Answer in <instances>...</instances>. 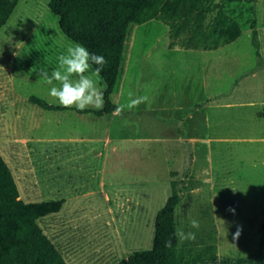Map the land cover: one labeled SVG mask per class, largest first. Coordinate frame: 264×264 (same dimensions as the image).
I'll list each match as a JSON object with an SVG mask.
<instances>
[{"label":"rangeland","instance_id":"obj_1","mask_svg":"<svg viewBox=\"0 0 264 264\" xmlns=\"http://www.w3.org/2000/svg\"><path fill=\"white\" fill-rule=\"evenodd\" d=\"M50 2L20 0L0 29V152L21 199L39 204L61 197L51 179L62 139H100L110 125L112 139L125 142L120 154L97 161L106 168L107 194H87L91 182L83 168L79 175L60 171L56 184H73L65 193L84 191L67 197L70 210L56 226L57 242L69 243L70 263L117 264L151 249L157 214L174 190L182 197L177 228L196 232L194 241L179 243L181 256L201 264L212 255L258 252L264 244V0H214L208 23L222 10L241 27L236 40L215 50L171 48L170 26L159 20L132 24L113 93L124 115L99 119L46 110L30 100L61 106L48 94L59 84H47L36 70L45 59L58 67L57 57L75 43L61 31ZM253 5L260 51L250 28ZM95 79L104 93L103 79ZM129 92L148 101L128 109ZM189 216L199 220L198 230L189 229ZM44 224L39 221L51 238Z\"/></svg>","mask_w":264,"mask_h":264},{"label":"trees","instance_id":"obj_2","mask_svg":"<svg viewBox=\"0 0 264 264\" xmlns=\"http://www.w3.org/2000/svg\"><path fill=\"white\" fill-rule=\"evenodd\" d=\"M255 3V0H228ZM20 0H0V29L11 19ZM50 10L60 19L61 31L73 42L80 43L89 53L102 55L100 77L105 83L102 109L77 110L51 104L37 96L31 101L50 111L75 110L105 116L115 112L113 100L123 69L132 24L159 20L170 26L171 48L181 45L186 49L215 50L236 40L241 34L239 23L220 10L212 24L209 16L214 11V0H51ZM253 42L260 51L257 9L252 7ZM95 67V66H93ZM182 197L178 190L169 196L156 217L153 247L134 252L117 264H200L184 258L179 252L175 236L176 210ZM61 203L48 201L27 204L21 199L15 176L0 152V264H68L63 254L39 225L38 220L60 210ZM171 238L172 247L165 241ZM264 264V244L258 252L245 257H217L201 264Z\"/></svg>","mask_w":264,"mask_h":264},{"label":"clouds","instance_id":"obj_3","mask_svg":"<svg viewBox=\"0 0 264 264\" xmlns=\"http://www.w3.org/2000/svg\"><path fill=\"white\" fill-rule=\"evenodd\" d=\"M57 60L58 67L50 68L45 59L36 70L39 79H43L47 84L53 85L54 82L59 84V87L52 86L49 89V96L64 108L75 107L79 111H83L87 107L102 109L104 106V93L97 86L98 82L95 78L100 77L103 65L106 64L105 58L102 55L89 53L87 48L80 43H73L57 57ZM128 95V109L136 108L141 103L148 101L146 95L133 97L131 92ZM121 111L122 108L118 107L115 109L114 114H119ZM188 227L189 229L198 230L200 227L199 220L189 216ZM239 235L240 229L237 230L234 238H238ZM175 236L178 242L182 244L186 241H194L196 232L185 231L184 228L178 227ZM164 246L166 248L172 247L171 238L165 241Z\"/></svg>","mask_w":264,"mask_h":264},{"label":"crops","instance_id":"obj_4","mask_svg":"<svg viewBox=\"0 0 264 264\" xmlns=\"http://www.w3.org/2000/svg\"><path fill=\"white\" fill-rule=\"evenodd\" d=\"M86 109H90V108H86ZM69 110H72V109H69ZM63 111H68V110H63ZM73 111H75V110H73ZM122 111H123V109H122ZM122 111L119 114H114L115 112L112 114H108V116L112 115V118H114V117L118 118V116L124 115V114H122ZM75 112H77V111H75ZM78 114H80L82 116L93 115L94 118L96 117L98 119L103 117V116H97V115L92 114V113H88V114L78 113ZM112 122H113L112 125H115L116 120L113 119ZM112 133H114V129L109 125L107 133L105 135L101 136L102 138H100V139L99 138L98 139L90 138L87 136V137H80V138L79 137H73V138H68V139H62L61 141H59V146H58L59 147V157H58V160L56 162L57 163L56 164V173L57 172L58 173L57 174L55 173L56 176H54L51 180L56 179V180H54V183H55L54 187L56 189V193L61 195L60 198L57 197V198H54V200L56 199L55 201H57V202H61V200H62L63 204L61 202V208L58 212L47 214V215L39 218L38 223L42 219L45 220L44 227L52 239L49 236L48 237L53 241V243L56 245V247L63 254V256H64L65 260L68 262V264H71L69 259H68V257L71 254V251L68 249V246H67L69 243H65L61 239H58L59 241L57 242L56 232L59 231V229L56 226L58 224H60V222L63 219L60 214H62L65 210H68V209L70 210V208H69L70 206L67 207L68 206L67 197H69L70 195L71 196L79 195L80 193H83L84 191L81 192L82 191L81 190L80 192H76L75 194L65 193L63 189L68 188V187L71 188L73 186V184H58L57 185L56 183L57 182L59 183V180H60V179H58L60 176V173H61L60 171L63 168L68 169V170L70 169L71 171H75L76 175H79V173L84 172L83 170H85L86 173H88L89 182H91V185L90 184L88 185V187L90 189L88 190L89 192H87V194L94 195V193H95L94 190H98V189H99L100 194H102V195L107 194L104 191L109 185L105 182L106 181V175H107L106 168H105V165H103V164L100 165V163H97V161L103 160V163H105V157H109V155H111L112 151L120 154L121 149L124 146L122 144L124 141L121 142L120 141L121 139H116V140L112 139ZM98 144H102L101 147L104 150L95 151V148ZM112 147H113V150H111ZM105 148H107V150H105ZM82 168H83V170H82ZM13 174H15V173H13ZM76 179H78V178L76 177ZM94 180L96 181V183L93 182ZM16 182H17V180H16ZM66 185H67V187H66ZM56 186H58V187H56ZM75 189H77L76 184H75ZM48 201H52V200L49 199ZM48 201H45V202H48ZM53 217H55V219H52ZM58 219H59V221H58ZM55 220H57V221H55ZM67 255H68V257H67Z\"/></svg>","mask_w":264,"mask_h":264}]
</instances>
